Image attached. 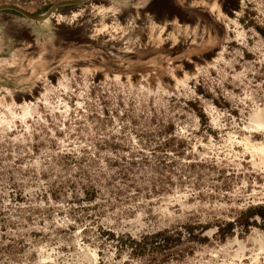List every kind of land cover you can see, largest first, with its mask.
Returning <instances> with one entry per match:
<instances>
[{"label": "rangeland", "instance_id": "obj_1", "mask_svg": "<svg viewBox=\"0 0 264 264\" xmlns=\"http://www.w3.org/2000/svg\"><path fill=\"white\" fill-rule=\"evenodd\" d=\"M141 1L0 10V264H264V0Z\"/></svg>", "mask_w": 264, "mask_h": 264}, {"label": "trees", "instance_id": "obj_2", "mask_svg": "<svg viewBox=\"0 0 264 264\" xmlns=\"http://www.w3.org/2000/svg\"><path fill=\"white\" fill-rule=\"evenodd\" d=\"M123 177H127L126 173H121ZM93 192V191H92ZM188 227H173L154 234L140 236L135 239L127 234L114 235L109 231H102L99 233L101 237L105 236L106 241L113 244L118 252H128L132 257H143L146 253L150 262H164L174 257H181L182 254H187L191 247L189 244L193 239L200 241L199 235L202 234L200 230L194 236L192 232H188ZM181 230L187 232V237ZM185 246H183L184 244Z\"/></svg>", "mask_w": 264, "mask_h": 264}, {"label": "flooded vegetation", "instance_id": "obj_3", "mask_svg": "<svg viewBox=\"0 0 264 264\" xmlns=\"http://www.w3.org/2000/svg\"><path fill=\"white\" fill-rule=\"evenodd\" d=\"M65 1L67 2V4H65L63 6L64 8H86L87 7L84 3H74V1H77V0H65ZM233 2H234V0H228V3L226 4V6L234 8L235 6H234ZM95 6L96 7L102 6L105 8L111 7V5H109V4H106V5L99 4V5H95ZM140 6H142L140 8H160V1L159 0H146V1L143 0V1H141ZM129 7L134 8L133 5H130ZM166 8H175V4L173 3V0H168ZM224 8H226V7H224ZM67 12H70V10H68Z\"/></svg>", "mask_w": 264, "mask_h": 264}, {"label": "water", "instance_id": "obj_4", "mask_svg": "<svg viewBox=\"0 0 264 264\" xmlns=\"http://www.w3.org/2000/svg\"><path fill=\"white\" fill-rule=\"evenodd\" d=\"M88 1H90V0H77V1H74V3H85V2H88ZM65 4H67L66 1H62V2L56 3L54 6H52L50 8V10L46 14H44L42 16H34V15H31V14L27 13L26 11L18 8L15 5H0V10H4V9L14 10V11L22 14L26 18L30 19V20L38 21L39 22V21H44V20L48 19L51 16V14H52V12L54 10H56L57 8L63 7Z\"/></svg>", "mask_w": 264, "mask_h": 264}, {"label": "bare ground", "instance_id": "obj_5", "mask_svg": "<svg viewBox=\"0 0 264 264\" xmlns=\"http://www.w3.org/2000/svg\"><path fill=\"white\" fill-rule=\"evenodd\" d=\"M143 1V0H142ZM145 1V0H144ZM145 3V2H144ZM143 3V4H144ZM115 6H112L111 8H113V10H115V8H114ZM117 7V6H116ZM105 9V8H104ZM110 9V8H109ZM110 11V10H109ZM111 12V11H110ZM189 37V36H188Z\"/></svg>", "mask_w": 264, "mask_h": 264}]
</instances>
